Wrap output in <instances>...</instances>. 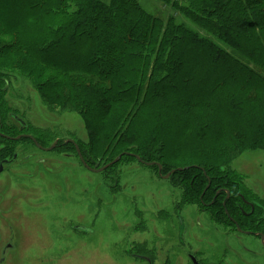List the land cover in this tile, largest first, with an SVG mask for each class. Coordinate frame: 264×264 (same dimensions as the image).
Listing matches in <instances>:
<instances>
[{"label":"trees","instance_id":"obj_1","mask_svg":"<svg viewBox=\"0 0 264 264\" xmlns=\"http://www.w3.org/2000/svg\"><path fill=\"white\" fill-rule=\"evenodd\" d=\"M143 2L154 11L142 0H0V71L11 85L25 81L50 112L79 117L87 139H71L89 167L122 153L160 164L162 175L190 167L170 178L182 180L181 208L201 210L224 188L229 199L221 191L204 210L213 222L236 232L234 219L264 235V202L231 169L240 155L264 151V0ZM162 103L204 121L217 151L168 147L161 106L144 127ZM28 130L43 146L57 138ZM186 137L184 127L176 142ZM129 161L138 163L124 155L111 168ZM241 197L255 204L252 214Z\"/></svg>","mask_w":264,"mask_h":264},{"label":"rangeland","instance_id":"obj_2","mask_svg":"<svg viewBox=\"0 0 264 264\" xmlns=\"http://www.w3.org/2000/svg\"><path fill=\"white\" fill-rule=\"evenodd\" d=\"M153 2L155 7L160 6L158 1ZM142 4L154 11L143 0ZM12 85L20 90L22 102L17 101L16 107L32 126L52 131L58 141L71 138L86 141L78 116L50 112L25 81ZM162 104H154L157 106L153 112H147L144 127L155 123V113L163 107L166 136L162 138L168 147H181L189 153L201 146L208 155L217 151L216 133L205 131L204 121L197 122L194 113L183 118L175 116L173 107ZM184 127L187 137L183 144H178L176 138ZM68 151V159L56 150L38 152V157L46 162L39 169L52 180L49 189L36 185L31 192V182H13L7 180V175L3 177L10 185L5 196L13 199L15 193L17 201L7 199L0 206L1 241L4 245L12 242L4 255L3 245L0 246L2 264H148L136 256L150 257L152 264H188L186 250L175 244L178 236L180 240L206 238L207 244L204 241L191 244L201 248L205 257L213 261L264 264V248L254 237L228 233L194 207L176 213L174 205L179 203L180 190L173 187L171 179L159 178L155 169L129 161L102 173H92L82 169L72 150ZM104 166L97 164L91 168ZM231 169L240 175L245 187L264 199L263 150L240 155ZM194 221L201 228L192 226ZM185 225L189 226L187 232ZM7 226H12L13 233ZM176 229L181 231L178 233ZM242 247L250 250L245 252Z\"/></svg>","mask_w":264,"mask_h":264},{"label":"flooded vegetation","instance_id":"obj_3","mask_svg":"<svg viewBox=\"0 0 264 264\" xmlns=\"http://www.w3.org/2000/svg\"><path fill=\"white\" fill-rule=\"evenodd\" d=\"M13 90L15 91V93H13ZM19 96H20V90H17V88H15L14 85L7 83L6 78H5V73L0 71V206L7 199L10 202H16L17 201V199H16L17 196L15 193L12 194V196L14 197L13 199L7 198L5 196V193L8 192V190L10 189L9 182L6 184L5 180L3 179V177L6 175H7L8 181L16 182L19 180H25V181L31 182V184H32V187L30 189L31 192H33L35 190L36 185H41V186L49 189L50 183L52 180L50 177H48L49 176L48 173L45 174V172L42 169H39V167L46 165L45 159L38 157L39 151L40 152H51V151L56 150V151H59L63 155V158L68 159L69 158V152H70L68 150H72V152L74 153V155L78 159V163H79L78 165L81 166L82 169L87 170L82 165V163L80 162V160L78 158L76 148H75V145L77 146V144H75V142L73 140H68L69 142L63 140L64 144L66 143V144H70L72 146V148H70L64 144L59 145L60 139H59V141L57 139H55L51 144H53L55 141H57V145L50 151H48L47 149L50 148L51 144L48 146H43L37 142L35 135L32 133V131L28 130V124L29 125H31V124L27 121L26 118H24L20 114L19 108L16 107L19 104L17 101L22 102L20 100ZM34 140H35V142H34ZM70 141L74 142L75 145H73ZM78 149H79V147H78ZM79 151H80V149H79ZM80 153H81V151H80ZM140 165H143V164H140ZM144 167H146V166L144 165ZM194 167H196V166H194ZM146 168L150 169V167H146ZM186 168H190V167H186ZM177 169H179V168H177ZM180 169H183V168H180ZM176 170H172V171L177 172ZM182 171H185V170H182ZM182 171H178V172H182ZM175 172H174V174H175ZM169 173H167V174H169ZM157 174H158V171H157ZM174 174H172L169 178H167L165 180L170 179ZM166 175H162V173H161V176H166ZM158 176H159V178H162V177H160L159 174H158ZM181 181H179V180L175 181L172 179L170 180V182L172 184H174L173 187H177L178 189H179V182H181ZM210 185H211V181L208 179V183L205 187V190L203 191V193L201 195V199H202V196H204L206 190L209 189ZM221 191L226 192L225 201L228 200L230 197L229 191L224 189V188H220V189H218V192L216 193V195L213 197V200L209 204L202 203L203 209L199 210L197 207H194V208H197V210L200 214L205 215L211 223H213V219L204 210L207 209L212 204H214V202L218 196V193L220 194ZM227 194L229 195L228 197H227ZM179 196H181V194H179ZM259 198L262 202H264V199H262L261 197H259ZM241 200L246 207L250 208V214H252L254 212V209H255V204L251 203V201L245 200L243 197H241ZM225 201L222 203L223 206H225ZM180 202H181V197L179 199L178 205L177 204L174 205V209H175L176 213H177V210L183 211V210L187 209V207L181 208L179 206ZM189 207H192V206H189ZM1 210L2 209L0 208V215L2 214ZM225 214H227V211H225ZM159 216H160V214H159ZM230 221L233 223V226L234 225L236 226V230H235L236 232H231V234L252 236L255 239H257L258 243L264 248V235L262 233L250 232V231H241V229H239L237 227V224L234 221V219H230ZM192 226H194L196 228H201L200 224H198V221L197 222L194 221V224ZM7 227L9 228L11 233H13L12 232V226H7ZM178 227H179V223H178L177 228ZM188 227L189 226H187V225H185L183 227L186 230V232H187ZM221 227L223 230H226L228 233H230L231 230H229V228H226L224 226H221ZM211 229H212V231L213 230L216 231L214 226H211ZM176 231H178V229H176ZM180 231L181 230L179 229L178 233ZM180 238H181L180 236L177 237V241L175 244H178V247H180L181 249L186 250V251H184V253H186V259H187L186 261L188 262V264H195V263L196 264H223L224 263L223 259H219L216 261L210 260V259H208V257H205V254H204V252L201 251L202 250L201 248H198L197 246L192 247L191 243L196 244L198 242L201 243L202 241H204V243L207 244L206 238H201L200 240H198L196 237H192L193 240H190L189 237H188L189 240L188 239L187 240L186 239L180 240ZM186 238H187V235H186ZM236 238H238V236H236ZM1 240H2V237H1V233H0V246L3 245V247H4V249L2 247L1 253L4 255L6 250L8 248L12 247V242L11 241L6 242V244L4 245V244H2ZM197 248L199 249V251L197 250ZM243 250L245 252H247L250 249L243 248ZM180 251L181 250L178 248V252H180ZM136 258L142 259L143 261H145L148 264L153 263L152 258H150V257L136 256ZM3 260H4V257L0 256V263L1 264H2Z\"/></svg>","mask_w":264,"mask_h":264},{"label":"water","instance_id":"obj_4","mask_svg":"<svg viewBox=\"0 0 264 264\" xmlns=\"http://www.w3.org/2000/svg\"><path fill=\"white\" fill-rule=\"evenodd\" d=\"M35 142V140H34ZM69 142V141H68ZM71 142V141H70ZM73 145L74 142H71ZM57 145V141H55L49 149H47L48 151L52 150L55 146ZM75 148H76V152H77V155H78V158L80 160V162L82 163V165L90 172L92 173H102L103 171L107 170L108 168L114 166L115 164H117L120 160H121V157L126 155V156H132L136 159L137 162H139L140 164H143L145 165L146 167H152V166H156L158 168V174L160 175V177H162V179H167L169 178L172 174H174L175 171H171L169 174H167L166 176H161V169H162V166L158 163H147V162H143L138 156H136L135 154H130V153H122L121 155L117 156L113 161H111L109 164L105 165L104 167L100 168V169H92L90 167H88V165L86 164V162L84 161L82 155H80V151L78 149V147L75 145ZM196 168V167H194ZM186 169H189V168H183V169H177L176 171H182V170H186ZM210 183V182H209ZM229 195L227 194V197ZM196 264V263H195Z\"/></svg>","mask_w":264,"mask_h":264}]
</instances>
